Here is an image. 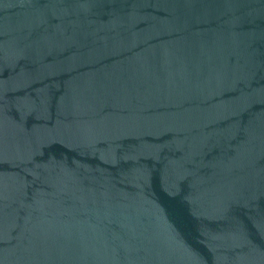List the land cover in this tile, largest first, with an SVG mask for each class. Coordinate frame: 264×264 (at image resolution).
<instances>
[{"label":"water","instance_id":"obj_1","mask_svg":"<svg viewBox=\"0 0 264 264\" xmlns=\"http://www.w3.org/2000/svg\"><path fill=\"white\" fill-rule=\"evenodd\" d=\"M0 264H264V0H0Z\"/></svg>","mask_w":264,"mask_h":264}]
</instances>
